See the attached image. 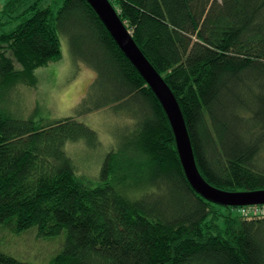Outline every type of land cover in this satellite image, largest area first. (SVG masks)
<instances>
[{
	"label": "trees",
	"instance_id": "trees-1",
	"mask_svg": "<svg viewBox=\"0 0 264 264\" xmlns=\"http://www.w3.org/2000/svg\"><path fill=\"white\" fill-rule=\"evenodd\" d=\"M46 1L0 0V82L18 73L6 48L27 77L60 57L65 36L96 72L83 111L142 104L124 115L139 159L110 152L87 181L64 144L94 145V130L0 111V228L64 232L50 264H264V215L191 188L160 103L86 0ZM109 1L178 101L201 176L226 191L264 189V0ZM91 94L101 99L89 109ZM0 264L28 263L0 251Z\"/></svg>",
	"mask_w": 264,
	"mask_h": 264
},
{
	"label": "rangeland",
	"instance_id": "rangeland-1",
	"mask_svg": "<svg viewBox=\"0 0 264 264\" xmlns=\"http://www.w3.org/2000/svg\"><path fill=\"white\" fill-rule=\"evenodd\" d=\"M46 3L48 1L45 0ZM59 41L60 57L36 68L27 77L19 73L20 64L6 48V56L11 59L18 73L8 81L0 82V111L12 118L31 119L36 123L73 117L94 130L97 133V143L94 145L83 140H68L64 144V150L77 169V174L87 181L98 180L104 158L110 152H116L121 163L129 162L134 167L139 158L135 157L137 153L125 147L126 136L130 132L126 126L129 127L131 123L124 117L125 105L139 111L142 104L129 102L116 113L108 108L92 109L101 97L91 94L85 106L92 110L83 111L81 102L87 97L96 72L73 59L65 36L59 34ZM64 240V232L43 238L35 228L19 234L0 228V251L28 264H50Z\"/></svg>",
	"mask_w": 264,
	"mask_h": 264
},
{
	"label": "water",
	"instance_id": "water-1",
	"mask_svg": "<svg viewBox=\"0 0 264 264\" xmlns=\"http://www.w3.org/2000/svg\"><path fill=\"white\" fill-rule=\"evenodd\" d=\"M124 56L151 89L169 122L186 180L203 199L223 207L264 205V189L226 191L209 184L199 173L187 126L178 101L161 75L151 65L119 18L109 0H86Z\"/></svg>",
	"mask_w": 264,
	"mask_h": 264
},
{
	"label": "built area",
	"instance_id": "built-area-1",
	"mask_svg": "<svg viewBox=\"0 0 264 264\" xmlns=\"http://www.w3.org/2000/svg\"><path fill=\"white\" fill-rule=\"evenodd\" d=\"M236 210L238 213L245 216L264 215V205L237 207Z\"/></svg>",
	"mask_w": 264,
	"mask_h": 264
}]
</instances>
